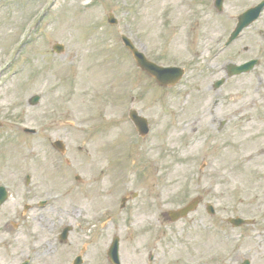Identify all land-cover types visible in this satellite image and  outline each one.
Segmentation results:
<instances>
[{"label": "rangeland", "instance_id": "rangeland-1", "mask_svg": "<svg viewBox=\"0 0 264 264\" xmlns=\"http://www.w3.org/2000/svg\"><path fill=\"white\" fill-rule=\"evenodd\" d=\"M213 1L0 0V185L10 192L0 206V264H72L80 254L83 264H111L115 235L122 264H149L153 254L169 255L155 251L159 235L168 244L175 233H203L215 245L220 221L233 216L255 221L248 242L257 252L244 257L264 264V158L246 157L264 141L252 140L248 127L214 124L225 116L220 108L228 114L236 105L232 95L264 106V91L256 92L264 86V13L222 52L236 15L261 0H226L223 13ZM122 33L160 64L209 65L205 81L196 79L206 86L228 61L258 55L263 66L232 80L213 114L219 95L195 92L194 74L163 89L137 68ZM33 95H40L36 105ZM132 108L149 119L145 137L129 118ZM57 139L65 153L53 147ZM195 197L216 214L201 205L170 223L166 212Z\"/></svg>", "mask_w": 264, "mask_h": 264}, {"label": "flooded vegetation", "instance_id": "flooded-vegetation-1", "mask_svg": "<svg viewBox=\"0 0 264 264\" xmlns=\"http://www.w3.org/2000/svg\"><path fill=\"white\" fill-rule=\"evenodd\" d=\"M194 77L192 88L195 92L201 93L212 90L211 86H206L204 83L202 84L196 80L198 78L204 80L205 77L203 74H195ZM229 84L230 82L226 85ZM226 123H231L237 131H240L242 127H248L252 129V140L259 139L264 141V138L255 136L257 133L264 132V106H258L255 101H252V104L234 106L231 112V117L228 118V121L222 119L219 122V125H224ZM240 136L241 133L239 134L238 140H240ZM259 143L261 144L263 142ZM255 149L250 150L248 154L252 157L264 156V148L262 152L258 154L253 153ZM195 225H197V223L193 224L194 227ZM223 228L224 233L213 235L216 237V240H214L215 245L210 243V238L207 234L197 232L190 233V231L187 234H172V238L168 244L161 241L159 242L160 247L164 249L168 248L167 253L169 255L166 257L167 260L161 252H159L161 259L158 255L155 259L158 264H224V261L221 260V256L226 254L228 259L227 264H235L237 261L238 264H241L243 259L242 254L251 257L257 252L254 243L248 242L251 235L244 233L239 234L240 231L244 232L249 230L248 227L243 226L241 228H233L230 224H226ZM225 246H228L229 249L225 250ZM185 247L187 249H185ZM210 249H216L218 253H214V251L210 253ZM165 254L166 252L164 251V255ZM238 258L240 260H237ZM232 260H235V262H232Z\"/></svg>", "mask_w": 264, "mask_h": 264}, {"label": "water", "instance_id": "water-1", "mask_svg": "<svg viewBox=\"0 0 264 264\" xmlns=\"http://www.w3.org/2000/svg\"><path fill=\"white\" fill-rule=\"evenodd\" d=\"M223 3L224 0L215 1V6L218 8L219 11L223 10L222 9ZM263 8H264V1L259 5L252 7L243 14H241L238 17L239 22L235 30L232 32L228 40V43L236 39L245 27L249 26L252 22L255 21L260 16L261 12L263 11ZM110 22L116 23V19H114L111 16ZM122 40L124 44L127 46V48H129V50L133 53V56L138 66L142 67L151 76L156 78L161 85H171L177 82L183 76L184 71L181 68L163 67L157 65L153 61H150L143 52L138 50V48L135 46L133 41L129 39L127 36L122 35ZM63 48L64 47L61 44L54 45V50L56 52H61ZM255 63L256 61H251L241 66L231 64L229 65L230 72L232 71V74L234 73L239 74L245 71H249L253 68ZM39 99L40 97L38 95H35L34 97L31 98L30 102L31 104H36L38 103ZM130 116L134 121L139 133L142 135H146L149 132L147 119L140 116L136 110H132L130 112ZM55 146H57L60 149L63 148L62 142L60 141L55 142ZM7 198H8V192L6 191L5 188L0 187V205H2L7 200ZM198 203H199V199H195L194 201H192L187 206L181 209L170 211L169 212L170 218L175 221L180 219L181 217L187 216L189 212L193 211L197 207ZM210 211L214 212L212 208H210ZM230 221H245V220L241 218H236V219H231ZM241 223L242 222L236 224H241ZM68 231L69 228H66L64 230V233L61 235L62 239H66ZM118 250H119V239L118 237H116L109 251L110 259L114 264H120ZM246 264H249V262L247 261Z\"/></svg>", "mask_w": 264, "mask_h": 264}, {"label": "bare ground", "instance_id": "bare-ground-1", "mask_svg": "<svg viewBox=\"0 0 264 264\" xmlns=\"http://www.w3.org/2000/svg\"><path fill=\"white\" fill-rule=\"evenodd\" d=\"M96 195V194H95ZM95 199L99 202V199H98V197H95Z\"/></svg>", "mask_w": 264, "mask_h": 264}]
</instances>
